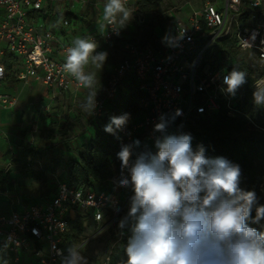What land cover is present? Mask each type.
Returning a JSON list of instances; mask_svg holds the SVG:
<instances>
[{"label": "built area", "instance_id": "1", "mask_svg": "<svg viewBox=\"0 0 264 264\" xmlns=\"http://www.w3.org/2000/svg\"><path fill=\"white\" fill-rule=\"evenodd\" d=\"M86 4V0H0V87L8 75L11 58L12 71L20 81L32 79L67 96L84 89L63 69L66 51L73 44L60 32L47 29V24L52 17L60 20L63 29L68 28L72 19L67 15L76 18L73 10ZM185 5L186 10L176 7L167 12L172 21L166 44L155 35L154 46L151 42L142 45L139 40L124 42V59L113 68L105 93L96 96L92 122L103 117L109 103L128 93L126 79H133L143 94L141 116L129 120L116 133L117 153L122 145L141 142L130 163L145 147L156 151L154 140L162 134L154 132V126L162 114L171 116L181 110L166 130V134L177 135L185 133L193 115L209 116L223 108L230 118L246 117L245 110L237 106L236 95L228 93L223 83L232 64L221 63L215 46L232 41L231 51L253 68V91L255 83L264 80V0H199ZM125 6L135 18V1L125 0ZM44 8L51 16L36 23L30 13L39 14ZM102 24L104 30L99 36L88 35L97 44L96 51L119 36L117 22L103 20ZM240 55L248 56L250 63ZM13 104L14 99L0 92V108ZM258 191L264 196V179ZM9 194L8 189L0 188V201L8 206L0 210V264H62L69 216L79 211L97 227L116 224L120 240L123 233L119 221L127 214L134 192L131 186L122 187L115 180L100 190L75 188L63 180L57 181L49 198L39 197L27 205H16Z\"/></svg>", "mask_w": 264, "mask_h": 264}, {"label": "clouds", "instance_id": "2", "mask_svg": "<svg viewBox=\"0 0 264 264\" xmlns=\"http://www.w3.org/2000/svg\"><path fill=\"white\" fill-rule=\"evenodd\" d=\"M131 16L125 0H107L103 19L109 24L124 25ZM166 41L168 37L164 38ZM97 44L88 38H76L66 51L63 69L88 89L81 108L91 114L96 108L98 83L89 64L101 69L106 53L96 52ZM246 73L233 69L224 77L226 91L235 94L243 85ZM253 102L264 107V80L255 83ZM162 114L154 132L156 151L140 148L139 140L122 145L117 153L121 161L119 185L131 186L127 214L119 221L131 235L124 249L125 264H264V232L249 227L247 221L255 207L253 223L264 220V205H258L255 191L240 188L241 169L225 157L210 158L203 145L194 151L192 136L166 134L180 116ZM129 119L125 113L111 117L105 131L115 135ZM126 173V174H125ZM62 264H88L77 245L67 250Z\"/></svg>", "mask_w": 264, "mask_h": 264}, {"label": "rangeland", "instance_id": "3", "mask_svg": "<svg viewBox=\"0 0 264 264\" xmlns=\"http://www.w3.org/2000/svg\"><path fill=\"white\" fill-rule=\"evenodd\" d=\"M105 2L107 0H86L83 19L80 22L86 31L91 32L94 29L93 24L99 13H103ZM187 3L197 4L199 0H162L156 10L144 15V27L141 30L137 28L136 18L133 16H130L124 25H121L119 17L117 18L119 36L108 46H104V51H100L106 53V60L101 69L91 64L89 66V72H94L98 81L97 95L102 96L105 93L104 83L108 78L107 75L122 60L125 54L124 42L140 41L145 31L155 28L154 35L166 44L164 38L170 34L172 21L167 12L176 7L185 8ZM77 11L78 6L73 13L77 14ZM77 21L72 19L71 28H75ZM153 37H151L152 46L156 44ZM241 57H246L250 63L248 56L240 55L239 58ZM249 67L253 69L252 66ZM88 91L85 93L86 97ZM51 99L50 93L38 87L23 89L14 110L9 112L10 118L7 124L3 126V129L9 133V140L5 135L0 134V188L8 189L9 197L16 205H27L39 200L37 199L39 197L42 198L41 200L49 198L55 191L57 181H63L65 177L64 161L77 159V153L93 135V129L90 128L91 114L81 108L86 98L73 100L72 96L71 99L66 100L57 95L52 102ZM120 100L121 98L113 101L118 103ZM44 105H48V109H45ZM108 115L109 112L104 111L103 117ZM23 146L35 147L40 152L39 158L29 166H26L19 154V149ZM29 170L33 173H29ZM256 170L259 174L262 173L258 161ZM118 178L114 180L118 181ZM113 231L115 235L119 234L118 227ZM77 246L88 264H103L105 256L113 249L114 237L106 227L102 228V225L97 227L90 223L85 229L82 242Z\"/></svg>", "mask_w": 264, "mask_h": 264}, {"label": "trees", "instance_id": "4", "mask_svg": "<svg viewBox=\"0 0 264 264\" xmlns=\"http://www.w3.org/2000/svg\"><path fill=\"white\" fill-rule=\"evenodd\" d=\"M137 9L136 25L139 30L144 27L143 17L157 9L162 0H134ZM69 20L75 18L68 14ZM152 28L145 31L140 43L145 45L151 42L154 35ZM232 41L223 42L214 47L220 54L221 63L230 62L232 67L230 72L237 69L246 73L245 83L235 92L238 99L237 106L245 110L244 115L230 118L225 110L221 108L218 112L209 116L193 115L186 124L185 133L192 136V147L195 151L198 145H203L205 155L210 158L225 157L234 164L240 166V188L246 191H255L258 198V205H264V196L258 191V185L264 179V107H258L253 102V78L252 70L245 65L243 59H238L237 55L231 51ZM7 64V74L13 77L11 65L14 60L9 58ZM234 64V65H233ZM260 75V73H259ZM124 85L127 94L118 103L107 106L109 115L92 122L93 135L82 146V150L77 153V159H67L63 163L65 177L63 180L75 188L100 190L109 184V181L118 178L121 174V161L117 156V146L115 144L116 134L105 131V126L110 123L111 117H119L125 113L129 114V120L139 117L142 114L140 102L143 94L137 89L133 79H126ZM19 154L26 166L38 159L40 152L37 148L20 147ZM62 155H60L61 158ZM260 165L262 173L256 170V162ZM33 171L29 170V173ZM120 177L118 178L119 182ZM45 198V197H43ZM253 207L248 226L264 232V220L253 223L256 212ZM69 231L63 237L62 248L65 256L68 255V248L82 242L85 229L91 223L90 217L79 211H74L68 218ZM105 224V222H104ZM116 224L109 226L114 237L113 249L104 258L103 264H125L127 260L124 251L131 232L126 227L122 233L123 237L114 233ZM106 259H108L106 261Z\"/></svg>", "mask_w": 264, "mask_h": 264}, {"label": "crops", "instance_id": "5", "mask_svg": "<svg viewBox=\"0 0 264 264\" xmlns=\"http://www.w3.org/2000/svg\"><path fill=\"white\" fill-rule=\"evenodd\" d=\"M107 2H105L106 4ZM103 4V6L105 5ZM84 6L83 7H78V11H77V14H76V18H73L75 20H78L75 24V28H71V26H69L68 28L66 29H63L61 26H60V20H57L56 18L53 19L52 17H50L48 19V24H47V29H51V30H54L55 32H60L61 35L63 36V39L67 42H70L73 44V41L76 39V38H88V35L90 34H95L97 36H99L104 28H103V13H99V15L97 16V19L95 20L93 26H94V29L91 31V32H88L86 31L85 28H83V26L80 24L81 20L83 19V13H84ZM32 15V18L36 21V23H39L43 17H45L46 15L48 16H51L50 14V10L46 8H44V10L41 12V13H30ZM41 18V20H40ZM155 29V28H154ZM154 29L152 30V32L154 33ZM120 30V28H119ZM100 51H104V47L98 49L96 52H100ZM125 57V54L124 56L122 57V60L124 59ZM121 60V61H122ZM120 61V62H121ZM119 63V62H118ZM117 63V64H118ZM116 64V65H117ZM115 65V66H116ZM89 66L90 64L87 66V72H89ZM114 66V67H115ZM113 70V69H112ZM112 71H110V73L107 75L108 78H106V81H105V87H106V84H107V81L111 75ZM33 87H38L40 88L41 90L43 91H47L48 93L51 94V102L53 99H55V97L57 95H60L62 97H64L66 100H69L72 98V96H67V95H64L63 93H60L58 91H52L50 89H46L45 87L41 86L37 81L35 80H32V79H28L27 81H20L18 80L15 76L11 77V76H8L6 77L5 81L2 83L1 87H0V92H3V93H6L8 94L12 99H14V104L12 107L10 108H6V109H3V108H0V134L2 135H5V138L7 140H9V133L3 129V126L5 124H7V120L10 118V115H9V112H11L12 110H14L16 104H17V100L19 98V94L22 92L23 89L25 88H33ZM86 91H88V89H82L80 92H78L75 96H73V100H81V99H85L86 98ZM98 92V90H97ZM96 96H100V95H96ZM45 109L48 107V105H44ZM3 210L4 211L6 209H8V206H7V203L5 201H0V210ZM1 210V211H2Z\"/></svg>", "mask_w": 264, "mask_h": 264}]
</instances>
